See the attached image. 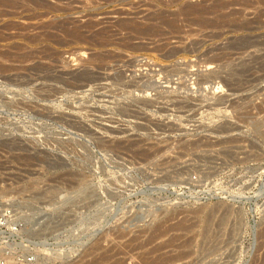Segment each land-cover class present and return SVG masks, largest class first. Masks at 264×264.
<instances>
[{"label": "rangeland", "instance_id": "374dc122", "mask_svg": "<svg viewBox=\"0 0 264 264\" xmlns=\"http://www.w3.org/2000/svg\"><path fill=\"white\" fill-rule=\"evenodd\" d=\"M4 204L33 264H264V0H0Z\"/></svg>", "mask_w": 264, "mask_h": 264}, {"label": "built area", "instance_id": "2783aa9c", "mask_svg": "<svg viewBox=\"0 0 264 264\" xmlns=\"http://www.w3.org/2000/svg\"><path fill=\"white\" fill-rule=\"evenodd\" d=\"M26 223L11 204L0 209V264H33L34 253H25Z\"/></svg>", "mask_w": 264, "mask_h": 264}, {"label": "bare ground", "instance_id": "6f19581e", "mask_svg": "<svg viewBox=\"0 0 264 264\" xmlns=\"http://www.w3.org/2000/svg\"><path fill=\"white\" fill-rule=\"evenodd\" d=\"M204 7H205V6H204ZM202 9H203V8H202ZM195 12H196V14H197V11H195ZM200 13H201V12H200ZM200 13H199V14H200ZM83 28H84V27H83ZM69 36H70V35H69ZM75 36H76V35H75ZM94 41H95V40H94ZM168 51H169V50H168ZM167 85H168V84H167Z\"/></svg>", "mask_w": 264, "mask_h": 264}]
</instances>
